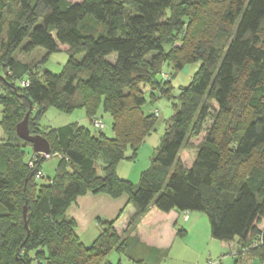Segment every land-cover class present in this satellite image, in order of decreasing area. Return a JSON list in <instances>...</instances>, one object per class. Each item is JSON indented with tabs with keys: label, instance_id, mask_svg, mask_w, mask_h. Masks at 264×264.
Segmentation results:
<instances>
[{
	"label": "trees",
	"instance_id": "1",
	"mask_svg": "<svg viewBox=\"0 0 264 264\" xmlns=\"http://www.w3.org/2000/svg\"><path fill=\"white\" fill-rule=\"evenodd\" d=\"M60 45L68 57L58 74L16 56ZM189 64L198 67L178 87L149 165L136 184L119 177L118 163L133 160L155 126L143 88L168 97L165 67L173 75ZM100 105L110 137L78 123L38 127L50 106L91 119ZM0 107V264H108L111 251L124 253L118 216L97 218L91 242L78 236L66 212L88 193L126 196L128 232L152 206L203 212L214 239L238 240L236 264L264 258V0H0ZM26 113L29 133L58 155L48 183L35 178L44 159L31 170L30 144L15 133ZM203 131L187 167L180 149Z\"/></svg>",
	"mask_w": 264,
	"mask_h": 264
},
{
	"label": "crops",
	"instance_id": "2",
	"mask_svg": "<svg viewBox=\"0 0 264 264\" xmlns=\"http://www.w3.org/2000/svg\"><path fill=\"white\" fill-rule=\"evenodd\" d=\"M131 167L128 159L120 161L116 167L117 175L126 179ZM133 211L124 195L112 198L106 194L88 193L78 196L66 213L74 218L76 232L84 243L91 242L99 233L97 218L110 220L118 216L114 229L126 238L125 252L111 251L108 256L114 252L117 260L112 263L115 256L112 260L107 259L108 264H173L167 260L172 256L180 259L174 264H236L238 240L226 243L214 239L203 212H186L184 216V212L171 210L163 213L152 206L135 229L128 232L126 229ZM245 264H264V258L253 257Z\"/></svg>",
	"mask_w": 264,
	"mask_h": 264
},
{
	"label": "rangeland",
	"instance_id": "3",
	"mask_svg": "<svg viewBox=\"0 0 264 264\" xmlns=\"http://www.w3.org/2000/svg\"><path fill=\"white\" fill-rule=\"evenodd\" d=\"M71 1L81 2L83 0H71ZM26 42L27 39L24 41L23 44H25ZM66 47H67L66 45H60L59 50L48 54L42 48H37L34 51L27 54L23 52H19L16 54V56L19 59H23L25 62H28L30 66L40 62L44 70L50 71L54 74H58L62 72L64 65L66 64L67 61L68 55L66 52ZM114 59H115V54H111L109 56V60L114 61ZM197 67L198 64L185 65L181 70L177 71L173 75H171L170 71H167V67H165L164 72H162L161 74V78L170 81L171 87L169 89L168 97H163V96L157 97L155 95V99L153 100L150 96L151 91L149 90V87L143 88L146 102L144 103L141 109L144 113H148L149 111L153 112L154 118L156 120L152 132L145 138V141L138 147L135 158L133 160H129L130 164H132V167L129 170V174H127L129 176L126 179L129 180L131 183L136 184L138 182L140 172L149 165L150 157L160 143L161 137L165 129L166 121L174 111L173 102H177L176 97L179 94L178 87L185 85L190 80L191 76L193 75L194 71H196ZM99 108H100L99 112L93 115L92 117L96 116L98 120L100 119L102 121L103 131L107 136L110 137L113 134L111 130V116L102 109L101 105ZM34 114H35V109L32 110V115ZM0 119H1V107H0ZM37 122H38V127L44 131H47L51 128L59 127L61 125H66L72 122H78L81 125L90 128L93 132H96L98 130L95 129L94 125L90 123L89 118L87 117L85 110L83 108H78L69 113H64L50 106L41 115V117L38 118ZM209 122L210 121L207 120L205 126H207ZM203 135H204V131L199 136L191 137L188 143H192V145H186L180 149L179 157L185 166L188 167L192 163L195 157L194 146L201 140ZM6 138H7V133L4 131L0 123V142ZM30 150H31L30 146L25 147L26 154L28 153L31 154L32 151L29 152ZM129 153L130 150L127 149L126 154ZM57 162H58L57 156L51 157L49 160H44L41 166L43 170V171L41 170L43 177L36 179L41 183H48L49 180H51L54 176ZM100 163L101 160L99 159L98 162H96L98 173H101ZM23 208H25V206ZM23 218L24 220L26 219V209H25V216H23ZM111 258L112 259L114 258L113 259L114 262L112 263H115L117 260L116 253L112 252L111 255L107 257L108 260H112ZM174 258L176 257L172 256L169 257V259L167 260H171L173 264L176 261H180L179 258H177V260ZM124 260L126 261L127 259L124 258ZM29 264H37V261L34 258H32Z\"/></svg>",
	"mask_w": 264,
	"mask_h": 264
},
{
	"label": "water",
	"instance_id": "4",
	"mask_svg": "<svg viewBox=\"0 0 264 264\" xmlns=\"http://www.w3.org/2000/svg\"><path fill=\"white\" fill-rule=\"evenodd\" d=\"M28 116L29 113H26L24 118L18 122L15 126L16 135L28 142L30 144V148L32 152H43L49 153L50 146L48 141L41 134H30L28 127ZM23 216H25V208H23ZM26 225V222H25Z\"/></svg>",
	"mask_w": 264,
	"mask_h": 264
},
{
	"label": "built area",
	"instance_id": "5",
	"mask_svg": "<svg viewBox=\"0 0 264 264\" xmlns=\"http://www.w3.org/2000/svg\"><path fill=\"white\" fill-rule=\"evenodd\" d=\"M21 84L22 85H24V86H26L27 84H28V82L27 81H22L21 82ZM93 123H94V125L97 127H103V123H102V121L99 119H94L93 120ZM39 156L40 158H43L44 160H49L51 157H54V156H58L56 153H43V152H32L30 155H29V158H28V166L30 167L31 165H32V157H34L35 158V156ZM40 177H43L42 176V171L41 170H38L37 172H36V174H35V178H40ZM185 213V215L184 216H186V212H184Z\"/></svg>",
	"mask_w": 264,
	"mask_h": 264
},
{
	"label": "bare ground",
	"instance_id": "6",
	"mask_svg": "<svg viewBox=\"0 0 264 264\" xmlns=\"http://www.w3.org/2000/svg\"><path fill=\"white\" fill-rule=\"evenodd\" d=\"M94 118H96V116H94V117H92L91 119H90V123L91 124H93L94 125V123H93V119ZM97 119V118H96ZM78 124H80V123H78ZM96 126L94 125V128H95ZM96 129H102L101 127H98L97 126V128ZM28 158H29V156H28ZM32 165L29 167L31 170H34L35 169V167H36V165L38 164V163H40L42 160H43V158H40L38 155L37 156H35V158L34 157H32Z\"/></svg>",
	"mask_w": 264,
	"mask_h": 264
}]
</instances>
